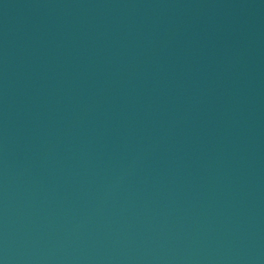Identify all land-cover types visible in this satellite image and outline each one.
I'll return each instance as SVG.
<instances>
[{"label":"water","instance_id":"water-1","mask_svg":"<svg viewBox=\"0 0 264 264\" xmlns=\"http://www.w3.org/2000/svg\"><path fill=\"white\" fill-rule=\"evenodd\" d=\"M0 264H264V0H0Z\"/></svg>","mask_w":264,"mask_h":264}]
</instances>
